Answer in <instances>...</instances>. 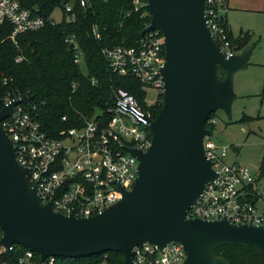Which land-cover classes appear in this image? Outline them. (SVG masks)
<instances>
[{
    "label": "water",
    "instance_id": "water-1",
    "mask_svg": "<svg viewBox=\"0 0 264 264\" xmlns=\"http://www.w3.org/2000/svg\"><path fill=\"white\" fill-rule=\"evenodd\" d=\"M146 2L150 22L142 34L159 30L164 37V101L148 124L149 149L130 151L139 161L131 190L117 187L121 200L91 218L77 219L41 205L37 186L28 183L29 170L16 161L15 146L1 127L15 105H30L32 97L12 101L0 110V246L5 256L22 245L38 254L40 264L48 258L106 252L121 253L123 264H133L132 249L145 243L159 250L181 244L182 264H229L214 254L227 244L264 253V225L239 226L224 218L185 220L216 177L203 152L204 138L212 135L207 119L217 111L231 119L233 77L248 67L252 48L231 56L219 49L206 25V0Z\"/></svg>",
    "mask_w": 264,
    "mask_h": 264
},
{
    "label": "built area",
    "instance_id": "built-area-1",
    "mask_svg": "<svg viewBox=\"0 0 264 264\" xmlns=\"http://www.w3.org/2000/svg\"><path fill=\"white\" fill-rule=\"evenodd\" d=\"M91 1L71 0L45 16L39 13L36 0H0V26L10 25L9 38L16 43V38L27 31H38L46 25L55 26L61 22L74 24L77 18L75 6L86 8ZM131 4L134 12L149 17L148 8L145 9L147 2L131 0ZM57 8L61 14L59 20L53 15ZM227 8L228 0H206L205 18L214 43L226 56H231L235 53L225 25ZM93 30L99 38L95 27ZM64 42L73 47L74 63L81 64L82 52L75 38L66 37ZM102 55L114 75H131L138 81L147 107L160 105L161 97H164L160 69L165 62V44L159 30L142 34L132 46L107 48ZM22 60L18 56L15 62ZM92 84H96L95 80ZM75 88L72 85V89ZM0 89L5 90L3 107L28 96L14 94L10 79L1 70ZM149 92L155 93L150 104ZM31 104L32 101L27 106L15 105L1 122V127L15 146L16 161L29 170L28 183L37 186L41 205L49 204L55 213L77 219L91 218L121 200L122 193L117 187L131 190L138 176L139 161L130 151L143 153L149 149L151 131L148 124L153 121L152 112L141 109L132 94L121 88L112 89L111 102L104 111L94 114L80 127L62 130L57 138L50 137L42 129L32 113ZM206 124L216 125V120L208 119ZM210 137L203 140V152L216 177L205 185L202 194L186 212L185 220L224 218L239 226L264 225V175L258 170L252 173L242 164L228 163V148L219 146ZM4 251L0 246V255ZM32 254V251H26L17 264H29ZM131 257L133 264H182L186 258L179 243L167 244L162 250L145 243L134 247Z\"/></svg>",
    "mask_w": 264,
    "mask_h": 264
},
{
    "label": "trees",
    "instance_id": "trees-1",
    "mask_svg": "<svg viewBox=\"0 0 264 264\" xmlns=\"http://www.w3.org/2000/svg\"><path fill=\"white\" fill-rule=\"evenodd\" d=\"M69 1L71 0H36V4L39 13L48 16L57 6ZM74 10L77 14L74 24L61 22L55 26L46 25L38 31H27L16 38V43L9 38L10 25L0 26V70L10 79L14 94L32 97L34 117L53 138H57L62 130L84 125L85 120L104 111L111 102L114 88H121L132 94L141 109L151 111L152 119L155 120L161 111L164 97H161L162 102L158 107H147L143 103L145 94L138 81L131 75H114L102 55L107 48L134 45L150 18L141 17L140 12H134L131 0H92L88 7L75 6ZM94 27L99 38L94 35ZM70 36L75 38L77 47L82 52L81 64L74 63V50L64 42ZM228 37L234 53L257 45L256 41L251 42L252 36L248 32H240L235 38L229 32ZM18 56L23 60L16 63ZM219 75L222 78L223 75ZM92 80L96 84L91 85ZM72 85L76 86L75 90ZM4 92V89H0V110L3 108ZM215 117L216 113H213L208 119ZM242 120L248 121L250 118L243 116ZM215 127L216 125L206 124V129L212 133ZM258 172L264 175V157ZM26 251L33 252L29 264H40L38 254L22 245H15L9 257L1 254L0 264H17L18 258ZM214 254L222 256L229 264H264V253L244 246L227 244L216 248ZM52 259L53 263L47 260L44 264L124 262L123 255L118 252L99 253L77 259Z\"/></svg>",
    "mask_w": 264,
    "mask_h": 264
},
{
    "label": "rangeland",
    "instance_id": "rangeland-1",
    "mask_svg": "<svg viewBox=\"0 0 264 264\" xmlns=\"http://www.w3.org/2000/svg\"><path fill=\"white\" fill-rule=\"evenodd\" d=\"M263 1L256 0L257 3ZM53 15L59 20L60 9L57 8ZM241 15L244 19H237L231 24L234 34H238L241 28L246 31L255 27L257 31L253 32L257 46L250 56L248 67L234 74L233 91L236 100L231 106V119L224 112L217 111L214 118L216 127L210 139L228 148V163L242 164L250 172L257 173L264 157V14ZM149 93L150 104L155 99V93ZM243 116L250 120H242Z\"/></svg>",
    "mask_w": 264,
    "mask_h": 264
},
{
    "label": "crops",
    "instance_id": "crops-1",
    "mask_svg": "<svg viewBox=\"0 0 264 264\" xmlns=\"http://www.w3.org/2000/svg\"><path fill=\"white\" fill-rule=\"evenodd\" d=\"M227 10L228 12L224 15V19L226 25L228 26L230 34L235 38L238 34H240V32H248L252 36L251 42L254 43L253 41L255 38V32L253 31H257L255 27L250 29L252 31H243V29L241 28L238 34H234L233 26H231V24H234L237 19H244L241 13L244 15L264 14V1L257 3L256 0H228ZM256 46L252 48V52Z\"/></svg>",
    "mask_w": 264,
    "mask_h": 264
}]
</instances>
